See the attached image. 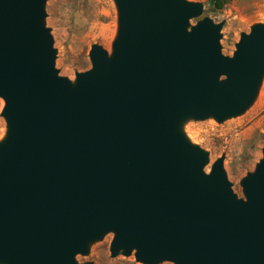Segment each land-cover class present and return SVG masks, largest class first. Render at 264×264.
I'll return each mask as SVG.
<instances>
[{"label": "water", "instance_id": "1", "mask_svg": "<svg viewBox=\"0 0 264 264\" xmlns=\"http://www.w3.org/2000/svg\"><path fill=\"white\" fill-rule=\"evenodd\" d=\"M46 0H0V264L78 263L113 232L111 256L143 264H264V148L231 189L187 118L242 113L264 75V23L221 51L201 2L114 0L109 53L72 82L55 68Z\"/></svg>", "mask_w": 264, "mask_h": 264}, {"label": "rangeland", "instance_id": "2", "mask_svg": "<svg viewBox=\"0 0 264 264\" xmlns=\"http://www.w3.org/2000/svg\"><path fill=\"white\" fill-rule=\"evenodd\" d=\"M201 2L202 13L191 19L193 25L203 17L214 22L223 21L220 29L221 51L232 55L241 32H249L256 23H264V0H226L221 9H214L209 0ZM45 25L50 28L56 50L55 68L59 75L72 82L75 73L91 67L89 50L92 44H100L109 53L118 30V11L114 0H46ZM3 100L0 98V111ZM6 122L0 115V141L6 135ZM182 131L188 140L208 153L212 162L223 156V168L232 191L244 198L241 179L255 169L264 148V75L251 104L240 114L217 121L209 116L204 119L187 118ZM114 233L108 232L101 239L89 244L87 254H77L78 263L94 264H143L130 255L111 256L110 243ZM157 264H174L169 261Z\"/></svg>", "mask_w": 264, "mask_h": 264}, {"label": "trees", "instance_id": "3", "mask_svg": "<svg viewBox=\"0 0 264 264\" xmlns=\"http://www.w3.org/2000/svg\"><path fill=\"white\" fill-rule=\"evenodd\" d=\"M209 1L214 9H221L226 3V0H209Z\"/></svg>", "mask_w": 264, "mask_h": 264}]
</instances>
